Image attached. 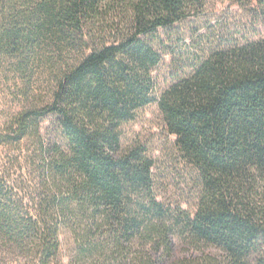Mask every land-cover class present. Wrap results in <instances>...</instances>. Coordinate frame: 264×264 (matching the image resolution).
<instances>
[{
  "label": "trees",
  "instance_id": "trees-1",
  "mask_svg": "<svg viewBox=\"0 0 264 264\" xmlns=\"http://www.w3.org/2000/svg\"><path fill=\"white\" fill-rule=\"evenodd\" d=\"M237 2L264 24V0ZM206 5L0 0L15 103L0 122V261L264 264V38L198 55L164 90L156 75L159 32ZM154 104L195 172L193 212L160 200L144 146L122 145Z\"/></svg>",
  "mask_w": 264,
  "mask_h": 264
},
{
  "label": "rangeland",
  "instance_id": "rangeland-1",
  "mask_svg": "<svg viewBox=\"0 0 264 264\" xmlns=\"http://www.w3.org/2000/svg\"><path fill=\"white\" fill-rule=\"evenodd\" d=\"M237 1L207 0L203 15L159 32L162 44L157 43L156 46L165 55L164 63L156 72L160 90L166 89L178 73L186 71L198 55L234 40L264 38V24L257 20V13ZM13 92L12 78L0 70V122L8 121L13 112ZM134 144L144 146L155 162L154 174L160 200L172 205L180 204L193 212L195 172L181 159L176 138L169 134L157 104L144 108L133 122L122 127V145L129 147ZM68 241L69 238L64 241L67 256ZM0 264L19 263L7 258Z\"/></svg>",
  "mask_w": 264,
  "mask_h": 264
}]
</instances>
